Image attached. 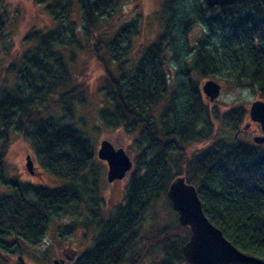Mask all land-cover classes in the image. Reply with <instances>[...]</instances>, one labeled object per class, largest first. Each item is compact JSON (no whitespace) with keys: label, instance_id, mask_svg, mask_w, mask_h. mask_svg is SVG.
Instances as JSON below:
<instances>
[{"label":"trees","instance_id":"1","mask_svg":"<svg viewBox=\"0 0 264 264\" xmlns=\"http://www.w3.org/2000/svg\"><path fill=\"white\" fill-rule=\"evenodd\" d=\"M128 1L32 0L48 23L23 32L22 50L9 55L13 83L0 90V184L9 188L0 192V254L23 264L21 243L40 245L49 223L71 216L83 218L59 228L60 237L90 228L94 235L69 264H190L180 249L190 231L166 196L184 175L205 217L237 249L264 260V144L238 136L244 107L219 112L199 87V79L213 78L251 87L264 101V0L213 8L162 0L160 31L137 49L140 15L117 19ZM6 4L0 0V40L11 16ZM195 25L202 34L190 46ZM82 58L103 72L101 125L120 130L136 151L121 202L107 213L95 145L71 121L86 99V80L75 74ZM10 132L30 142L39 168L61 185L5 178ZM160 201L173 217L144 230Z\"/></svg>","mask_w":264,"mask_h":264},{"label":"rangeland","instance_id":"2","mask_svg":"<svg viewBox=\"0 0 264 264\" xmlns=\"http://www.w3.org/2000/svg\"><path fill=\"white\" fill-rule=\"evenodd\" d=\"M162 0H130L124 4L122 14L118 15L120 18H131L135 14L140 15L139 35L134 40V48H139L143 44L152 41L156 34L160 31L161 20L158 14V7ZM5 9L11 13L5 27V37L0 40V90L9 88L13 83V75L7 68L10 61V53L16 49L17 53L22 50L19 40L22 38L23 32H26L33 26H38L40 20L41 24H47L48 19L42 15L39 17V9H37L32 0H7ZM18 13V14H16ZM39 24V25H41ZM202 30L199 26H193L187 32L186 39L190 46L194 45L197 39L201 36ZM5 48L8 49L5 52ZM24 48V47H23ZM83 63L76 66L77 79H85L86 83V99L84 103L75 109L72 123L78 127L84 134L88 135L95 145V151L99 147L102 139L109 140L116 148L122 147L130 159L134 158L136 151L129 149L127 146L129 139L120 130L114 131L105 129L101 125L98 113L99 108L104 102V96L99 88L102 82L103 72L97 68L94 61L88 62L85 58ZM173 61H171L174 67ZM74 69V70H75ZM173 74V69H171ZM173 76V75H172ZM82 77V78H81ZM206 79H199V87L202 86ZM215 80V79H213ZM83 81V80H82ZM220 84V92L216 99L209 101L205 96V100L219 110V112L226 111L232 107H244L247 110V118L242 123L238 136L246 141H251L255 135L264 134L257 122H252L248 117V110L250 104L261 99L256 90L245 86H233L224 84L215 80ZM81 83L80 81H78ZM5 163L3 165V173L9 181H26L37 185L44 186H57L61 185L60 179L54 178L47 173H44L38 166L34 159L33 152L30 148V142L24 139L16 132H10L9 140L4 154ZM30 155L32 164L34 166V173L28 174L25 167L26 156ZM133 160V159H132ZM97 165L100 167V193L104 198V205L102 211L107 213L111 210L112 206L121 202L123 184L126 182L129 171L125 177L120 180L109 182L106 180L107 164L105 161L98 159ZM0 192L7 193L9 188L0 184ZM164 201H160L156 206L149 209L144 219L143 229L147 231L156 222H165L171 220V211L169 212L166 206L163 207ZM83 217L76 218L71 216H64L54 219L49 223L47 233L40 245L36 247L25 246L21 243L22 255L20 258L23 264H53L55 258L63 260L64 264H69L74 257L79 254L86 247L91 245L94 230L88 229L86 232L77 230L76 233L69 238H62L57 234L59 228L70 222H75L77 219L80 221ZM187 227V226H185ZM188 228V227H187ZM189 229V228H188ZM190 231V229H189ZM17 256H9L0 254L2 261L0 264H15ZM150 258L143 260L142 264H150Z\"/></svg>","mask_w":264,"mask_h":264},{"label":"water","instance_id":"3","mask_svg":"<svg viewBox=\"0 0 264 264\" xmlns=\"http://www.w3.org/2000/svg\"><path fill=\"white\" fill-rule=\"evenodd\" d=\"M209 8L224 7L238 0H203ZM202 94L209 101L216 99L220 84L213 79H206L201 86ZM249 120L257 122L264 132V101L257 99L250 104ZM254 143L264 144V134L252 137ZM98 159L107 164L106 180L123 179L133 166V161L122 147H115L109 140L102 139L96 150ZM30 155L26 156L25 167L28 174L34 173ZM166 196L171 208L177 214L180 225L190 229L187 241L180 248L184 259L190 264H230L254 263L264 264V260L245 254L225 238L222 231L212 224L203 212L196 187L186 181L184 175H177L168 185ZM53 264H64L62 259L55 258Z\"/></svg>","mask_w":264,"mask_h":264}]
</instances>
